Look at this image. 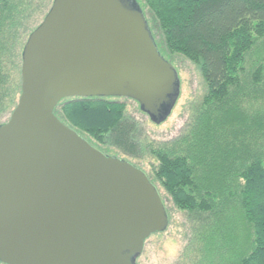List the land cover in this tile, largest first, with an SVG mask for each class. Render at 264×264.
<instances>
[{
	"label": "water",
	"instance_id": "water-1",
	"mask_svg": "<svg viewBox=\"0 0 264 264\" xmlns=\"http://www.w3.org/2000/svg\"><path fill=\"white\" fill-rule=\"evenodd\" d=\"M179 95L136 0H53L24 44L20 93L0 124V262L137 264L169 223L157 187L54 109L64 98H128L160 124Z\"/></svg>",
	"mask_w": 264,
	"mask_h": 264
},
{
	"label": "trees",
	"instance_id": "trees-1",
	"mask_svg": "<svg viewBox=\"0 0 264 264\" xmlns=\"http://www.w3.org/2000/svg\"><path fill=\"white\" fill-rule=\"evenodd\" d=\"M143 1L136 0L159 52L169 61L174 53L190 59L205 83L181 134L142 145L138 122L120 101L128 98H64L54 114L106 155L115 147L156 159L148 174L123 158L187 216L184 264H264V0ZM22 10L0 0V115L20 93L12 70L24 47L18 54L14 34Z\"/></svg>",
	"mask_w": 264,
	"mask_h": 264
},
{
	"label": "rangeland",
	"instance_id": "rangeland-1",
	"mask_svg": "<svg viewBox=\"0 0 264 264\" xmlns=\"http://www.w3.org/2000/svg\"><path fill=\"white\" fill-rule=\"evenodd\" d=\"M9 1L10 3L13 1V4L21 6V9H23L21 12V23L17 26L16 31H13L18 39L16 47L19 54L30 31L43 20L53 0ZM143 2L142 0V3ZM260 39L258 43L261 45L260 47L264 48V39ZM256 50L257 49H255V51ZM168 57H170V62L178 71L180 95L170 115L164 122L160 124L153 123L149 117L139 109V105L136 101L131 99H120V101L125 102L128 114L134 117L138 122V139L142 142V145L156 147L160 143L170 141L181 134L186 124L191 119L195 107L200 104L205 94V83L196 64L182 54H168ZM20 68L21 61L20 64L18 63L17 70H15V72L12 70V81L15 83H18V81L20 83ZM18 96H15L16 102ZM14 106L0 115V123L5 122L9 118ZM108 150L112 155L117 154L122 158H126L138 164L148 174L151 173V164L157 163L156 159L148 154L140 159H135L123 154L115 147H110ZM156 184L169 212V224L165 231L148 237L137 262L138 264H184V262H182V254L188 242L187 236L190 233L189 220L183 212L175 207L164 188L158 182H156ZM0 264L3 263L0 262Z\"/></svg>",
	"mask_w": 264,
	"mask_h": 264
}]
</instances>
